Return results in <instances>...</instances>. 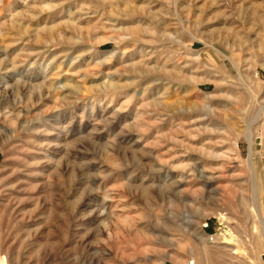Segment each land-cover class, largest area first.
Listing matches in <instances>:
<instances>
[{
  "label": "rangeland",
  "instance_id": "obj_1",
  "mask_svg": "<svg viewBox=\"0 0 264 264\" xmlns=\"http://www.w3.org/2000/svg\"><path fill=\"white\" fill-rule=\"evenodd\" d=\"M263 148L264 0H0V264H264Z\"/></svg>",
  "mask_w": 264,
  "mask_h": 264
},
{
  "label": "bare ground",
  "instance_id": "obj_2",
  "mask_svg": "<svg viewBox=\"0 0 264 264\" xmlns=\"http://www.w3.org/2000/svg\"><path fill=\"white\" fill-rule=\"evenodd\" d=\"M248 139H249V143H250V149H252V143H253V138H252V136L250 135V134H248ZM254 185H255V181H256V176L254 175ZM180 183V182H179ZM182 183V182H181ZM255 195H256V188H255ZM133 198V197H132ZM111 210V209H110ZM112 211V210H111ZM110 211V212H111ZM255 212H256V214L258 215V217H261L260 216V213H259V209H258V207H257V204L255 205ZM112 213H115V212H112ZM117 213V212H116ZM108 217H110V215L108 216ZM262 222V221H261ZM122 223V222H121ZM262 225H263V223H262ZM261 225V227H262V233H263V240H264V225L262 226ZM229 242H231V240H229ZM234 253H235V251H233Z\"/></svg>",
  "mask_w": 264,
  "mask_h": 264
},
{
  "label": "built area",
  "instance_id": "obj_3",
  "mask_svg": "<svg viewBox=\"0 0 264 264\" xmlns=\"http://www.w3.org/2000/svg\"><path fill=\"white\" fill-rule=\"evenodd\" d=\"M260 158H261V160L263 162V168H264V148H263V150H262V152L260 154Z\"/></svg>",
  "mask_w": 264,
  "mask_h": 264
}]
</instances>
